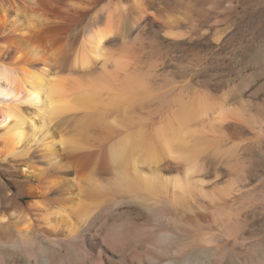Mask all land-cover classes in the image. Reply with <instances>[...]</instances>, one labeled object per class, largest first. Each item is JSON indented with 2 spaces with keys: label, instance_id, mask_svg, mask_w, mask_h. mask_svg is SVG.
I'll list each match as a JSON object with an SVG mask.
<instances>
[{
  "label": "bare ground",
  "instance_id": "bare-ground-1",
  "mask_svg": "<svg viewBox=\"0 0 264 264\" xmlns=\"http://www.w3.org/2000/svg\"><path fill=\"white\" fill-rule=\"evenodd\" d=\"M178 1L0 0V162L25 178L0 188V264H213L239 236L199 173L235 181L233 122L264 116L158 69Z\"/></svg>",
  "mask_w": 264,
  "mask_h": 264
},
{
  "label": "rangeland",
  "instance_id": "rangeland-1",
  "mask_svg": "<svg viewBox=\"0 0 264 264\" xmlns=\"http://www.w3.org/2000/svg\"><path fill=\"white\" fill-rule=\"evenodd\" d=\"M178 3L183 11L180 28L184 37L174 39L150 30L158 69L178 73L191 96L200 90L212 98L225 95L228 104L240 100L252 103L250 108L261 109L264 116V0ZM233 123L237 135L228 142L239 144L237 183L230 185L235 182L232 173L218 162L213 161V169L199 173L206 188L233 189L222 202L226 206L222 220L236 228L239 236L221 240L226 244L214 250L212 263L264 264V124L261 129L260 124ZM1 164L0 188L9 185L17 191L15 181L25 182V178L10 176ZM91 253L99 254L98 250ZM102 253L107 257L110 250Z\"/></svg>",
  "mask_w": 264,
  "mask_h": 264
}]
</instances>
